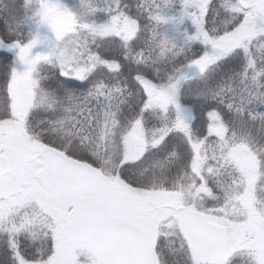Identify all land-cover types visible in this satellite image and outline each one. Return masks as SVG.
I'll return each instance as SVG.
<instances>
[{"label": "snow or ice", "instance_id": "obj_1", "mask_svg": "<svg viewBox=\"0 0 264 264\" xmlns=\"http://www.w3.org/2000/svg\"><path fill=\"white\" fill-rule=\"evenodd\" d=\"M0 14V264H264V0Z\"/></svg>", "mask_w": 264, "mask_h": 264}, {"label": "trees", "instance_id": "obj_2", "mask_svg": "<svg viewBox=\"0 0 264 264\" xmlns=\"http://www.w3.org/2000/svg\"><path fill=\"white\" fill-rule=\"evenodd\" d=\"M6 2L7 0H0V4L6 3ZM2 20H3V15L0 14V22H2Z\"/></svg>", "mask_w": 264, "mask_h": 264}]
</instances>
